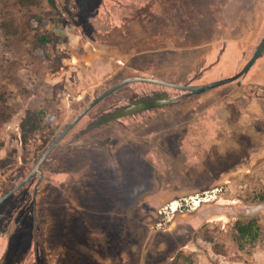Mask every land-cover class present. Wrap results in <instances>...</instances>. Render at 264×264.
<instances>
[{
    "label": "rangeland",
    "instance_id": "rangeland-1",
    "mask_svg": "<svg viewBox=\"0 0 264 264\" xmlns=\"http://www.w3.org/2000/svg\"><path fill=\"white\" fill-rule=\"evenodd\" d=\"M120 1L126 4L129 2L0 0V199L20 187L31 174L32 170L29 169L33 163L38 161L55 137L94 98L106 92L116 82L140 78L141 76H135L140 73L134 70H147L149 67L152 69L153 66L161 64L170 67L179 61L182 63L184 76L190 75L192 80L196 78L193 81L195 85L210 84L241 72L264 38V0H256L259 2L256 14L250 15L244 40L233 50L227 49L225 40L218 42L213 50L203 47L200 49V44L209 40H203L206 35L199 29L207 26L203 23L207 20L209 23L210 16L206 15L205 20L196 13L186 17L185 10L176 14L173 22L170 20V24L179 22L176 25L177 31L161 30L165 38L163 43L169 45L179 42L180 49L161 48L165 45L157 44L134 52L128 47L122 46L119 49L107 46L95 40L94 31L100 29V24L106 25L108 21L118 20L113 13L120 11L117 7ZM186 5L187 2L184 1L182 7L185 9ZM105 11H110L111 16L107 18L102 15ZM98 15L103 17L101 23ZM143 20L148 21L152 27L155 25L150 19ZM210 37L212 38L211 35ZM131 57L133 59L125 67L126 61ZM260 58L264 60V53L258 59ZM135 64L140 67L137 68ZM252 70L232 83L209 89L203 94L186 93L184 100L179 103L174 101V104L172 102L165 108L151 112L142 110L118 117L111 123V129L100 135L105 137L95 138L93 142L98 143V146H105L109 151L121 139H133L140 143L141 140H147L150 145L155 144L149 147H153L156 152L152 153L151 150L149 153H142L127 149L122 152L125 160L122 167L118 166L116 175H106L104 178L97 176L88 185L108 190L116 199L115 205H112L113 202H106L89 209L91 213L83 214V218L89 216L90 224H94L90 229H101L107 233L117 231L122 228L120 223L128 222L130 217L136 218L138 210L128 209V204L136 197L152 191L150 187H158L159 191L163 188H169L168 192L175 191L172 189L175 184V188H194V191H198L197 194L204 192L203 189L220 190L216 200L202 205L214 204L222 194L243 201L236 213L231 209L224 211L229 217L223 221L226 223L227 233L222 237L219 227L214 231L221 241L217 243L216 250H219L221 244H226L229 238H236L238 243L262 240L264 209L256 208L264 206V136L258 135L264 133V125L247 123L246 120L250 119L241 109L242 99L234 98L242 93V84L249 79ZM149 73L151 72L145 73L143 77L150 78L147 76ZM154 74L156 75L155 72ZM159 81L166 82L161 79ZM171 83L181 84L183 81ZM130 88L138 91L140 95L151 88L152 91L161 89L152 83L134 81L117 91L122 93ZM162 88L172 95L182 93L176 89ZM113 97H106L95 106V110H91L98 112L95 117L101 114V110L105 109L106 113L114 112L134 99L132 94L125 100L111 101ZM28 111L39 113L44 119V125L31 136L30 141L23 143L20 124ZM94 114L95 112L87 114L81 123H85ZM244 125L250 130L245 132ZM45 140L49 141L46 145ZM156 141L164 145H156ZM89 156L91 153H85V157ZM155 169L169 173L160 177L154 174ZM80 171L81 168L78 167L74 172L78 174ZM230 172L247 175L239 178L240 175L234 173L227 177ZM210 176L214 179L216 176L225 178L209 186L212 181ZM35 179L27 181L0 204V264H49L50 259L46 256L51 252L48 254L43 246H51V211L46 208L49 219L44 223L47 224V235L43 239L44 234L37 230L39 217L34 209L32 195ZM44 180L46 182L42 186H48L49 170H46ZM194 195L196 194L177 196L173 203L180 201L182 197L189 198ZM118 201L122 204L117 205ZM53 203L55 202L48 199L45 202ZM218 207L214 212L223 213ZM168 210L160 215V228L165 227L168 216L172 217L170 209ZM192 212L194 211L188 207L182 211L184 214ZM112 226L116 228L113 229ZM242 226L251 227L250 233L247 232L244 238L238 232V228ZM85 228L77 227L74 232L80 240H86L87 243V238L83 236L86 233L91 235V232L89 227ZM59 237L55 233L53 239L57 241L60 240ZM111 240L115 245V238ZM178 246V242L173 241L171 247L161 251L156 259L148 261L147 264H168L169 259L176 254ZM74 251L73 262L68 264H96V260L90 255L76 249ZM114 251L110 249L101 260L110 264H122L123 255ZM37 254L43 255L41 257H45V260L36 259ZM169 264H195V260L191 255L181 253Z\"/></svg>",
    "mask_w": 264,
    "mask_h": 264
},
{
    "label": "crops",
    "instance_id": "crops-1",
    "mask_svg": "<svg viewBox=\"0 0 264 264\" xmlns=\"http://www.w3.org/2000/svg\"><path fill=\"white\" fill-rule=\"evenodd\" d=\"M144 2L145 0H132L130 4L140 5ZM104 25L101 26L110 29L116 24L114 21H108L106 27ZM101 26L100 28H102ZM261 59H258L251 67L250 70L253 69L252 74L246 82H243L242 93L235 95L234 98L242 99L241 109L247 113L250 119L246 120L247 123L255 122L264 125V60ZM243 129L245 132L250 130L245 125ZM258 135L264 136V133H258ZM78 167H81L80 164L72 171L51 173L50 182L53 188L46 189L45 186H41L37 198L34 200L35 206L37 205L35 207L36 215L39 217L37 230L44 234L43 239L47 235V228H45L47 224L44 223L48 222L49 217L51 218V231L53 229L50 239L51 246H48L49 248L46 245L43 246L48 254L51 252L50 255L46 256L50 259L49 264L73 262L75 249L90 255L96 260V264H110L101 260L110 249H114L115 253L123 255L122 264H147L148 261L156 259L161 251L171 247L173 241H177L179 246L176 254L169 259V262L182 253L191 255L195 264H264V237L262 240L252 243H238L236 238H229L226 240V244H221L219 250L215 249L217 243L221 242L214 234L216 228L219 227L222 237H225L227 233L226 223L223 221L228 220L229 217L224 211L231 209L236 213L240 208L239 205L243 204L240 198H233L226 194H222V197L214 204L201 205L198 210L191 214H184L182 211L171 212L172 217L168 216L167 220L164 219L166 220L165 227L160 228L158 226L161 222L160 215L169 211L170 203H173L177 196L197 194L198 191H194V188H175V184L172 188L175 191L171 192H168L170 191L169 188H163L162 191H159L158 187H150L152 191L140 194L128 204V209L134 210L136 208L138 212L136 218L130 217L128 222L120 223L119 226L122 228H118L117 231L113 230V234L101 229H96V231L90 229L94 224H90L89 216L83 218V214L91 213L89 209L98 207L99 204L104 205L106 202H113L112 205H115L116 199L111 196L112 192L108 190L88 186V182L91 184L94 177L87 179L82 177L83 171L76 174L74 171ZM158 172L161 174L160 177L167 176V174H163L164 172ZM234 173L237 174L238 172H230L226 176L231 177L230 175H234ZM237 175L242 178L247 174L239 173ZM211 177L212 181L209 186H213L225 178L224 176H216L215 179ZM226 179L232 183L229 178ZM205 190L203 189V191ZM47 199L55 203L45 204ZM119 202L117 205L120 204ZM124 205L126 206V204ZM217 207L223 213L216 214L214 209ZM46 208H50L49 217L45 212ZM160 209L163 211L160 212ZM153 222H156V227ZM85 226L86 228L89 227L91 232V235L86 233L83 236L87 238V243H85L86 240H80L74 232L75 228L81 227L83 229ZM111 228L114 229L116 226ZM55 233L60 235V240L55 241L53 239ZM171 235L173 236L171 237ZM173 237L174 239H172ZM112 238H115V245L111 240ZM41 256L43 255L39 254L38 256L37 254L35 258L45 260V257Z\"/></svg>",
    "mask_w": 264,
    "mask_h": 264
},
{
    "label": "flooded vegetation",
    "instance_id": "flooded-vegetation-1",
    "mask_svg": "<svg viewBox=\"0 0 264 264\" xmlns=\"http://www.w3.org/2000/svg\"><path fill=\"white\" fill-rule=\"evenodd\" d=\"M130 1L132 0H129L127 4L126 2L122 1L117 4V7L120 9V11L117 13H113L118 19L117 21H114V23L116 24L115 27L110 29H103L99 27V30L94 31L95 40L102 44H106L107 46H113L119 49L122 46L128 47L130 51L134 52L137 50V52H139L142 47H152L153 45L164 44L163 41L165 38H163L161 30L165 29V31L167 32L177 31L178 27L176 25L179 22L170 24V20L173 22V18L175 19L176 14H179L180 12H183L185 10L184 15L186 17H189L191 13L199 14L198 16L200 18L203 17L204 20L206 15L210 16L209 23L208 20L203 23L207 24V26L203 29H199L200 31H203L204 35H206L203 40H209L210 42L208 41L207 43H201L200 49L203 47L206 50H213L215 49L218 42L225 40L227 42V49L233 50L239 42H242L244 40L245 30L249 28V17L250 15L252 16L256 14V11L259 7L258 3L260 2V0L258 3L256 2V0H236V2H233L234 0H145L144 4L137 5L135 3L130 4ZM184 1L187 2L185 9L182 7ZM220 7L222 8L218 9ZM102 15L107 16L108 18V16H111V13L110 11H105ZM102 15H98V17L101 19L98 20L100 21L99 23L102 22ZM234 16L236 17L235 20H237V22L234 20ZM145 18L150 19L151 23H155V25H153L152 27V25L148 21L143 20ZM157 25H159V27H156ZM210 35L212 36V38L210 37ZM193 36L191 37L193 38ZM161 48L180 49L181 45L179 42L172 44L169 43V45L166 44L165 46H161ZM132 59L133 57H131L129 61H126L125 67L127 66V64H129V62H131ZM181 64L182 63L178 61L173 63L170 66L171 68L169 66H164L161 64L155 65V67L153 66L152 69L151 67H149L147 68V70H134L135 72L140 73L139 75L135 76L143 77L145 76V73L151 72L149 73L150 75H147L150 78L166 80V82L168 81L169 83L175 81H183V83L178 85L197 86L195 85V83H193L196 78L192 80V78H189L190 75L184 76L183 66ZM135 65L137 68L140 67L137 64ZM154 72L156 73V75L154 74ZM118 83L119 82H116L109 89L115 87L116 85H118ZM154 85L161 87L162 90L160 89L152 91L151 88L149 89V91H146L141 95L138 93V91L135 92L131 88L125 90V92L122 91V93L120 91H115L111 95L114 96L111 101L118 99H129L131 94L133 95L134 99L132 101L128 100L129 102L125 106H120L114 112L106 113L104 109L99 111L101 112L99 116L95 117L98 112L94 111V115L86 119L85 123H81L87 117V115H85L83 117L84 119L82 118L59 142V144L49 153V155L39 167L36 174L32 176V178H36L34 182L35 190L32 192L34 200L37 198L39 188L44 182H46L44 180L46 170H49L50 174L60 171H72L76 166H78V164H80L81 171H83L82 177H85L86 179L94 177L95 179L97 176H101L102 178H104L106 175L113 176L118 173V166L122 167L125 160L122 152L126 151L127 149H130L132 151H141L142 153H149L151 150L152 153L156 152L153 147H149L155 144L150 145V141L147 140H141L142 142L140 143L139 141L133 139H121L115 147H111L110 151L106 150L105 146H98V143L93 142L95 141V138L105 137H101L100 135L108 129H111L113 125L111 123H114L117 120H109L108 118L116 113H119L120 111H123L125 108L143 102L152 103L159 99L164 100L177 98L178 100L176 101L177 103H179L184 100V98L186 97V93H189L179 90L182 92L181 94L172 95L162 88L171 87L157 84ZM169 105L170 104L146 110H148V112H151L156 109L165 108ZM91 110H95V107ZM91 110L88 112V114L94 113L91 112ZM77 126L78 129H76ZM60 134H58L55 139ZM157 144L161 146L164 145L163 143L159 144V141H156V145ZM165 146H167L166 142ZM85 153H91V156L85 157ZM43 154L44 152L42 153V155ZM42 155L39 157L38 161L40 160ZM111 157H113L114 160L111 159ZM38 161L33 163L29 171H33L35 169ZM155 173L157 175H161L156 169L154 171V174ZM168 173L163 174L168 175ZM88 185H90L89 182ZM45 188H53L50 181L49 185L45 186ZM36 206L34 205V209Z\"/></svg>",
    "mask_w": 264,
    "mask_h": 264
},
{
    "label": "water",
    "instance_id": "water-1",
    "mask_svg": "<svg viewBox=\"0 0 264 264\" xmlns=\"http://www.w3.org/2000/svg\"><path fill=\"white\" fill-rule=\"evenodd\" d=\"M263 53H264V38H263L261 44L258 46L253 58L248 62V64L245 66V68L241 72H239L235 76H233L231 78H228L226 80H222V81H218V82H214V83H210V84H203V85H197V86L178 85V84H173V83H169V82L159 81V80H156V79H153V78H143V77L134 78V79H128V80H125V81L121 82L120 84H118L115 87L107 90L106 92H104L100 96L94 98L92 100V102L61 132V134L51 143V145L44 152V154L42 155V157L40 158V160L36 164L35 169L31 172V174L27 177V179L24 182L21 183L20 187L23 186L27 181H29L32 178V176H34L36 174V172L38 171L39 167L44 162V160L49 155V153L59 144V142L69 133V131L85 115L88 114V112L91 109H93L103 99H105L106 97L112 95L115 91H117L119 88H121L125 84L130 83V82H134V81H138V82H140V81L143 82L144 81V82L153 83V84H157V85L168 86V87H171V88H174V89H177V90L186 91V92H189L191 94L199 95V94H203L204 92H206L209 89H214V88H217V87H220V86H223V85H226V84H229V83H232V82L238 80L239 78L244 76L246 73H248V71L251 69V67L255 64V62L258 60V58ZM176 99L177 98H175V99H164V100L159 99V100H156V101H154L152 103L143 102V103H139V104H134V105H131V106L125 108L123 111H120L119 113L114 114L113 116H111L108 119L109 120L110 119H116L118 117L134 114V113L142 111V110L161 107V106H164V105H167V104H170V103L176 101ZM108 119H106V120H108ZM19 188H16L14 191H12L11 193L7 194V196L1 198L0 199V204L9 195H11L13 192H15ZM260 209H264V206H260V207L256 208V210H260Z\"/></svg>",
    "mask_w": 264,
    "mask_h": 264
},
{
    "label": "trees",
    "instance_id": "trees-1",
    "mask_svg": "<svg viewBox=\"0 0 264 264\" xmlns=\"http://www.w3.org/2000/svg\"><path fill=\"white\" fill-rule=\"evenodd\" d=\"M44 125V119L40 116L39 113L35 111H28L26 113L25 118L22 120L20 124V130H21V139L22 142L25 143L27 141H30L31 136L38 130H40ZM49 143L48 140H45L44 145ZM251 227H239L238 232L241 236V238H244L245 235H247V232L250 233Z\"/></svg>",
    "mask_w": 264,
    "mask_h": 264
},
{
    "label": "built area",
    "instance_id": "built-area-1",
    "mask_svg": "<svg viewBox=\"0 0 264 264\" xmlns=\"http://www.w3.org/2000/svg\"><path fill=\"white\" fill-rule=\"evenodd\" d=\"M219 189L204 191L201 194L190 196L189 198H182L180 201L171 203L169 209L171 212L183 211V208L188 207L191 211H195L204 203H210L218 197Z\"/></svg>",
    "mask_w": 264,
    "mask_h": 264
}]
</instances>
